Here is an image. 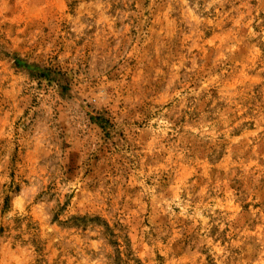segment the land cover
Returning a JSON list of instances; mask_svg holds the SVG:
<instances>
[{
  "label": "rangeland",
  "instance_id": "374dc122",
  "mask_svg": "<svg viewBox=\"0 0 264 264\" xmlns=\"http://www.w3.org/2000/svg\"><path fill=\"white\" fill-rule=\"evenodd\" d=\"M0 264H264V0H0Z\"/></svg>",
  "mask_w": 264,
  "mask_h": 264
}]
</instances>
